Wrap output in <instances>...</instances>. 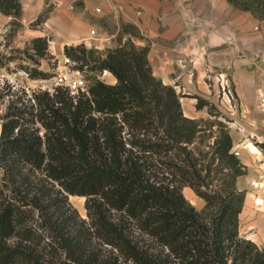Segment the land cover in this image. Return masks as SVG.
<instances>
[{"label": "trees", "instance_id": "trees-1", "mask_svg": "<svg viewBox=\"0 0 264 264\" xmlns=\"http://www.w3.org/2000/svg\"><path fill=\"white\" fill-rule=\"evenodd\" d=\"M0 11L20 16L21 0H0ZM31 42L48 54V37ZM148 49L131 39L105 50L66 44L75 68L95 73L87 88L58 84L10 100L0 132V264H264V248L240 232L246 191L236 182L246 169L227 125L219 121L210 149H199L204 120L184 114ZM105 69L115 83L99 77ZM69 194L86 196L87 218ZM34 215L39 225L26 222Z\"/></svg>", "mask_w": 264, "mask_h": 264}, {"label": "crops", "instance_id": "crops-1", "mask_svg": "<svg viewBox=\"0 0 264 264\" xmlns=\"http://www.w3.org/2000/svg\"><path fill=\"white\" fill-rule=\"evenodd\" d=\"M21 3L18 17L0 11V52L38 36L48 37V50L55 56L64 54L66 44L81 42L102 50L126 39L148 46L154 75L181 94L184 114L203 120L218 118L229 129L232 149L239 148L244 168L257 159L263 160L260 166L264 168V151L254 143L264 141V0ZM50 4L43 21L32 28L30 24ZM12 20H17L23 30L11 34ZM107 75V82L117 81L110 71ZM220 75L229 79L231 97L224 91ZM199 98L206 103L198 106ZM228 120H236L243 129L229 126ZM213 130L216 135L219 127L213 125ZM250 175L248 169L237 177V187L246 191L239 227L241 234L264 248V181L260 188H254L251 180L257 178ZM183 192L192 202L203 204L191 186H184Z\"/></svg>", "mask_w": 264, "mask_h": 264}, {"label": "rangeland", "instance_id": "rangeland-1", "mask_svg": "<svg viewBox=\"0 0 264 264\" xmlns=\"http://www.w3.org/2000/svg\"><path fill=\"white\" fill-rule=\"evenodd\" d=\"M51 8V4L47 6L45 11L42 13L44 18ZM40 16V15H39ZM43 18V19H44ZM38 19V18H37ZM35 19L30 26L37 27L43 21L37 22ZM11 34H15L17 30H23L20 23L17 20H12L10 23ZM17 36V35H16ZM32 39L30 41L25 42L19 46H12L7 50H3L0 52V132L2 126V116L8 109V104L10 100L16 98L17 95L22 94L23 90L27 92H32L33 90H42L45 88L54 89L56 84V76H58L66 66H71L73 69L75 68V62L69 64L65 60V52L62 55L55 56L51 54L48 50V54L46 56H37L34 52V49L31 48ZM75 44V43H73ZM39 67L44 69L50 73L48 77L45 78H33L28 74L27 69L31 67ZM81 74L86 79L87 84H89L90 79L94 76L95 73L88 71H81ZM75 76V74H74ZM99 77L104 79L105 81H109L110 78L108 75L103 77V73H99ZM217 114V111H214ZM213 119V120H212ZM204 120L203 126L206 127L205 132H203L202 139H198L196 145H198L199 149L202 151L208 150L209 144L214 140L213 133V125L219 127V123L217 121L218 118H212ZM215 121V122H214ZM215 129V128H214ZM211 134V135H210ZM214 134V133H213ZM260 142L263 141H255L254 143L264 151V147L259 145ZM236 156L240 157V153ZM241 159V158H240ZM263 162L261 159H257L255 161L250 162L249 166H246V170L248 169L251 173L250 177L255 176L260 181H264V171L260 163ZM263 172V173H262ZM2 175V168L0 167V176ZM195 191V190H194ZM197 194V193H196ZM198 195V194H197ZM186 196V195H185ZM201 199H203V204L199 202H192L189 198H187L192 204H194L198 209L202 208L205 204V199L198 195ZM86 196L79 194H69V203L72 207L76 208L82 217L87 218V208L85 206ZM27 223H32L33 225H39L36 215L27 217ZM40 239V237H39ZM18 238L14 237L11 239V242H16ZM26 242V241H24ZM44 243V240H42ZM41 246V245H40ZM26 264V263H22Z\"/></svg>", "mask_w": 264, "mask_h": 264}, {"label": "built area", "instance_id": "built-area-1", "mask_svg": "<svg viewBox=\"0 0 264 264\" xmlns=\"http://www.w3.org/2000/svg\"><path fill=\"white\" fill-rule=\"evenodd\" d=\"M97 10H100V8L97 7ZM94 34H95V31L92 32V35H94ZM65 60L69 64L72 62V60L68 56H65ZM108 72L109 71L105 69L102 72L103 77H106ZM74 74H75V76H74ZM218 79L222 83L224 91L231 97L233 94V90H232V85H231L229 79L223 78L221 75L218 77ZM55 80H56L55 81L56 84H61V85H65V86L69 87L73 93L79 91V89L85 90L87 88V82H86V79L81 74V70H79L77 68L73 69L71 66H66L65 69L58 76H56ZM227 124L229 126H232L233 124L236 125V128L238 130L243 129L242 124H240L236 120H233V121L228 120ZM231 151L235 155L239 154V152H240L238 147L231 149ZM251 185L254 188H260L262 186V181H260L259 179H252Z\"/></svg>", "mask_w": 264, "mask_h": 264}]
</instances>
